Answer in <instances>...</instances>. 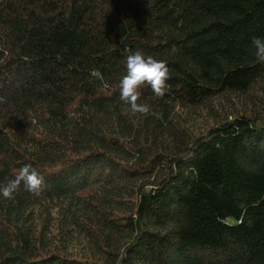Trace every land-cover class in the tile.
<instances>
[{"label":"trees","instance_id":"trees-1","mask_svg":"<svg viewBox=\"0 0 264 264\" xmlns=\"http://www.w3.org/2000/svg\"><path fill=\"white\" fill-rule=\"evenodd\" d=\"M264 0H0V264H264ZM166 62L119 99L125 47ZM98 70L100 76L93 75Z\"/></svg>","mask_w":264,"mask_h":264},{"label":"clouds","instance_id":"clouds-1","mask_svg":"<svg viewBox=\"0 0 264 264\" xmlns=\"http://www.w3.org/2000/svg\"><path fill=\"white\" fill-rule=\"evenodd\" d=\"M251 45L255 49V57L258 62L264 63V37H252ZM126 74L119 81V99L130 106L133 115H148L150 106L138 103L140 89L142 86H150L157 97L165 94L166 81L170 78L169 68L163 60H157L152 56H147L137 50L132 52L125 47ZM93 75L100 76L98 70L93 71ZM21 185L25 191L32 195L39 196L44 187V177L37 171L31 163L21 167L14 179L9 180L5 185L0 186V196L5 199H13L14 193L20 190Z\"/></svg>","mask_w":264,"mask_h":264}]
</instances>
